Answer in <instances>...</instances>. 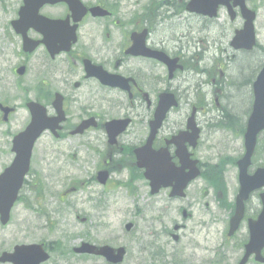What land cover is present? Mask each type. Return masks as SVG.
<instances>
[{"label": "flooded vegetation", "instance_id": "1", "mask_svg": "<svg viewBox=\"0 0 264 264\" xmlns=\"http://www.w3.org/2000/svg\"><path fill=\"white\" fill-rule=\"evenodd\" d=\"M78 1L87 13L76 23L66 4L44 6L40 10L41 17L48 20L69 19V25L60 28L59 35L63 38L75 27L74 42L68 51L50 55L45 46H40L32 54H25L18 45L15 48L14 41L20 38L13 34L11 43L0 44V177L12 167L18 149L25 144L14 140L30 122L28 105H39L49 124L59 118V98L64 112V121L56 123L53 132L45 130L34 142L28 169L24 173L16 169L12 177L0 182V264H32V259L43 252L50 258L55 254L57 243L48 241L46 236L53 218L41 204L48 192L43 181L56 175L55 171L52 175L46 173L52 163L48 157L52 159L60 152L55 153L54 148L61 150L65 142L77 140L87 152L88 160L95 161L94 173L107 171L110 177L118 163H125L136 167L139 177H143L144 171L137 167L132 153L149 139L150 123L161 94L173 95L178 105L152 138L151 151L164 148L170 139L182 133L177 144L168 147L172 162L178 165V147L186 149L206 176L210 137L198 119L204 97L196 95L192 77L199 73L197 66L207 51L205 41L210 46L216 41L214 35L211 40L209 32L216 26L221 12L229 23H234L238 20L237 11L234 10L231 18L226 9L220 8L217 16L209 18L188 12L191 0ZM55 7L60 9V14H48ZM17 15L18 11L14 19ZM46 31L51 34L49 28ZM27 36L42 39L31 28ZM15 58L18 63L7 71ZM19 66L25 72L23 77H17L24 83V91L18 97L14 82L15 68ZM182 104L186 106L183 110ZM4 109L10 113H4ZM18 112L24 114L21 122L14 117ZM85 120L90 121V126L81 135L71 136ZM112 120L124 124L114 138H109L105 124ZM190 122L194 133L188 129ZM41 138L48 139L50 145ZM223 161V169L227 171V160ZM218 176L223 177L221 170ZM205 186V194L212 192L209 182ZM224 189H228L226 180ZM217 194L223 197L220 190ZM254 201L256 198L252 196L245 203L246 221L255 219L259 213V205L253 207Z\"/></svg>", "mask_w": 264, "mask_h": 264}, {"label": "rangeland", "instance_id": "2", "mask_svg": "<svg viewBox=\"0 0 264 264\" xmlns=\"http://www.w3.org/2000/svg\"><path fill=\"white\" fill-rule=\"evenodd\" d=\"M20 1L0 0V44L12 42L8 33L9 22L15 17ZM251 6L258 8L254 27L256 41L263 48L264 0H252ZM48 14L56 16L60 14V9H50ZM224 16L225 13L222 11L216 26L209 32L211 40L212 36H215V43L210 46L209 42L205 41L206 49L214 46L215 55L218 54L220 57L215 59L210 56L208 50L204 52L197 67L200 71L199 77L197 80L193 79L194 90L205 96L198 119L201 125L206 127L207 135L210 137L208 145L211 149L208 151L207 162H215L217 158L227 154L237 158L243 154L240 138L233 136L230 131H223L222 128L214 130L210 125L214 123L215 117L222 118L225 121L222 124L230 122L232 126L239 123L235 121H244L250 105L248 95L252 98V83L264 65V51L261 49L256 48L247 56L241 52H234L229 47L232 31L235 28H242V20L238 18L236 22L229 23ZM16 40L15 48L17 45L20 47V42ZM244 56L246 58L240 60ZM18 61L17 58L13 59L6 70L10 71L12 65ZM225 65L234 66V77L231 74L227 75V82L224 76L220 78L216 76L219 66V74H226ZM203 69H207L208 72L202 73ZM195 77L197 76H193ZM17 79L16 77L14 91L19 97L24 91V83ZM215 102L218 106H214ZM185 108L186 106L182 104L181 109ZM23 116V112H18L14 117L21 122ZM42 141L49 144L46 138ZM258 141L256 168L263 166L264 163L261 151L264 132ZM53 151L61 153L59 152L58 156L54 155L52 159L48 157L52 163L46 173L52 175L55 171L56 175L46 177L43 183L47 187L53 186L57 191L51 203L43 196L41 204L47 214L53 217V223L47 226L46 236L48 241L58 243L56 247L59 250L55 249V254L47 264H106L100 258L76 256L72 249L81 242L97 246L105 244L113 248L124 247L127 255L123 264H232L241 255L245 230L239 231V235L237 234L233 240L224 241L228 210L218 208L214 192L204 193L207 187L201 180L188 187L184 199L176 200L169 199L166 190L160 191L156 196H150L146 181L138 177L132 179L127 170L114 174L110 181L112 188L109 189L91 183L95 161L92 163L88 160L87 152L80 147L77 140L65 142L61 150L54 148ZM73 153L75 159L71 158ZM261 159L263 163H260ZM234 174L235 170L229 168L228 175H223L230 186L229 199L235 189ZM73 188L77 190L73 191ZM64 192L68 195L61 197L60 194ZM66 201L69 202V206ZM71 203L75 206V211ZM253 204L255 208L256 202ZM48 209L51 212H48ZM183 210L190 217L183 218ZM83 219L85 220L82 222ZM126 224L133 226L130 232L125 231ZM175 226L180 227L177 233L173 231ZM71 232L74 233L72 236ZM172 234L179 237L177 242L173 241ZM160 250L162 255L154 258L155 253ZM60 253L63 257L59 256Z\"/></svg>", "mask_w": 264, "mask_h": 264}, {"label": "water", "instance_id": "3", "mask_svg": "<svg viewBox=\"0 0 264 264\" xmlns=\"http://www.w3.org/2000/svg\"><path fill=\"white\" fill-rule=\"evenodd\" d=\"M60 1L66 0H38L32 3L31 0L25 1V6L21 9L20 12V20L14 23V28L16 33L23 34L26 28H19L18 25L21 24L24 20V15H22L25 11H32L36 13L37 10L44 4H55ZM246 0H239L238 6L240 8V13L245 20L244 28L242 31L237 33V36L233 40V47L235 49H245L251 50L254 46V32H253V21L255 14L253 12L248 11L245 8ZM218 5H222L223 2H218ZM192 11L199 12L197 8ZM26 44V43H25ZM35 47L36 44H33ZM27 47V45H26ZM29 48V46H28ZM24 50H28L25 49ZM29 51V50H28ZM254 107L253 113L251 114L248 124H247V132L245 134V148L246 154L244 158L239 162V180L241 183L240 195L238 198L237 210L230 221V231L229 236L236 231L240 220L242 219L243 214V206L242 201L247 198V195L258 188L264 186V169L258 170L253 176L248 177L246 175V168L249 165L250 157L253 153V149L255 146V140L257 134L264 129V69L259 74L257 81L254 84ZM172 105L171 100H162L159 106L158 118L159 122L163 119L166 111ZM40 119L37 114L34 115L33 121L29 128L27 129L24 136L25 138V153L26 158H28V153L32 147L33 141L36 136L40 133ZM159 125V124H158ZM23 148V147H22ZM21 149V148H20ZM19 149V150H20ZM142 151H137V159L140 162V166L145 167L146 173L145 178L150 182L151 194H156L160 188H168L172 187V191L170 193V197H184V190L187 185L193 181L197 176L198 172L193 169L189 173H184V169L188 168L187 165H183L182 169H176L173 165L169 164L168 159L162 156H159L157 162L154 164H148L146 162H141L143 160V156H141ZM25 167V166H24ZM105 176L102 179L104 182ZM262 198L263 211L258 218V220L249 223V242L245 246V255L242 261L239 264H245L248 258L251 255H255V261L259 263H264V259L260 257V251L264 247V195ZM132 228V225H127L126 230L129 231ZM176 240V238H175ZM77 253L82 254H94L97 256L103 257L110 264H120L123 261L125 256V250L120 248L118 250H114L109 247H101L95 248L90 245H82L81 249L76 250ZM44 258L43 260H45ZM40 260L35 262V264H39Z\"/></svg>", "mask_w": 264, "mask_h": 264}, {"label": "bare ground", "instance_id": "4", "mask_svg": "<svg viewBox=\"0 0 264 264\" xmlns=\"http://www.w3.org/2000/svg\"><path fill=\"white\" fill-rule=\"evenodd\" d=\"M73 234H74V233H72V232L70 233L71 236H72ZM71 236H70V237H71ZM178 262H179V260H178Z\"/></svg>", "mask_w": 264, "mask_h": 264}]
</instances>
